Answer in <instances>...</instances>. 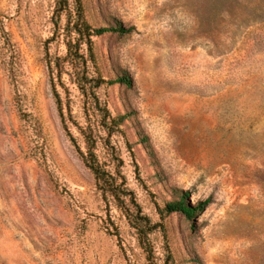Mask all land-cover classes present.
<instances>
[{"label":"rangeland","instance_id":"1","mask_svg":"<svg viewBox=\"0 0 264 264\" xmlns=\"http://www.w3.org/2000/svg\"><path fill=\"white\" fill-rule=\"evenodd\" d=\"M81 1L90 25L131 29L93 38L85 65L91 77H131L94 89L126 119L108 138L79 69L55 66L66 46L47 43L54 0H0V264H147L71 140L84 151L89 124L99 162L115 170L113 146L153 222L180 191L210 200L194 221L163 220L173 264H264V0ZM150 238L163 264L162 232Z\"/></svg>","mask_w":264,"mask_h":264},{"label":"trees","instance_id":"2","mask_svg":"<svg viewBox=\"0 0 264 264\" xmlns=\"http://www.w3.org/2000/svg\"><path fill=\"white\" fill-rule=\"evenodd\" d=\"M71 5L72 9H70ZM62 16L66 17L63 26L60 24ZM52 23L54 26V34L47 40V43L53 41L56 36H62L65 40L66 46L65 56L62 59L56 58L55 66L57 69H62L63 64H61V62L63 63L65 60H68L72 66L79 69L75 72V82L87 100L91 99L93 101L94 106L100 115V124L106 131L107 137H111L126 119V116H111L105 107L99 105L94 89L99 88L103 84H122L131 86L132 79L128 74H122L115 79H104L99 76L91 77L86 74L85 71L87 67L85 65H87L88 59L91 62L94 60L93 38L100 37L107 32L125 33L131 29L125 28L120 23L111 27H94L90 25L85 19L81 0H54ZM81 45H86L87 59L85 58L84 53L80 52ZM56 97L58 106L61 108L57 94ZM82 134L86 144L84 151L77 146L74 138L71 140L76 146L85 166L93 174L97 188L101 192L107 210L109 208L110 200L116 202V204L122 209L129 226L137 235L139 246L145 254L147 264H159L150 236L157 230L162 232L163 238L166 242V254L163 264H173V259L167 245V236L163 220L173 213H181L189 221H194V219L207 207L210 200L206 199L193 205L189 201V192L180 191L178 199L168 201L161 207L156 204V211L159 215L160 221L153 222L143 213L134 192L127 187L124 175L120 170L122 160L117 155L115 148L109 146L112 160L116 162L115 170L111 172L107 170L97 158L95 152L96 138L91 124L82 129ZM138 179L141 182L139 176ZM108 221L110 227H112V234L117 237V240L120 243V236L113 221L110 220V218H108Z\"/></svg>","mask_w":264,"mask_h":264}]
</instances>
